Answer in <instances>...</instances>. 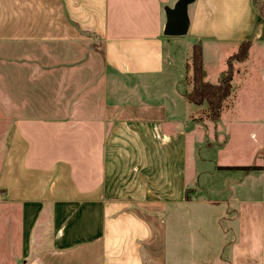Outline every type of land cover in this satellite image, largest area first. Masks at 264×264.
Listing matches in <instances>:
<instances>
[{"label": "crops", "instance_id": "obj_1", "mask_svg": "<svg viewBox=\"0 0 264 264\" xmlns=\"http://www.w3.org/2000/svg\"><path fill=\"white\" fill-rule=\"evenodd\" d=\"M176 1L0 0V204L9 227L20 211L22 264H176L160 216L187 199L186 133L171 94L142 82L173 63L164 7ZM227 14L245 30L233 43L264 48L255 0H195L187 34L215 39ZM262 158L252 170L215 167L243 171L227 264H264Z\"/></svg>", "mask_w": 264, "mask_h": 264}, {"label": "rangeland", "instance_id": "obj_2", "mask_svg": "<svg viewBox=\"0 0 264 264\" xmlns=\"http://www.w3.org/2000/svg\"><path fill=\"white\" fill-rule=\"evenodd\" d=\"M255 6L263 17L264 0H255ZM234 22V16H223L220 25L212 28L213 36H216L212 40L191 34L169 37L173 63L164 66L163 72L154 78H142L143 83L146 81L151 84L148 88L150 92L152 90L157 94L162 89L171 94L164 100L170 103L174 114L182 118L177 121V125L186 133V150L183 152L190 181L187 199L183 204L173 205L166 215L162 213L160 216L166 217L169 227H172V240H178L176 264H227L229 245L236 236L237 198L244 196L242 193L239 195L243 171L216 172L215 167L218 169V163L260 164L264 155V146L258 147V140H262L264 135V48L260 47V39L254 45L251 39L233 43L234 38L245 32L243 28L235 27ZM258 37L261 38L260 35ZM242 41L251 44L246 59L233 60V95L225 101L226 110L221 118L211 121L207 117L206 103L197 105L181 95L193 85V46L196 43L202 45L206 79L217 82L228 67L229 57L238 51ZM17 66L23 67L22 64ZM23 100L28 101V98ZM29 100L31 102V98ZM2 117L0 114V120ZM194 125L200 128L188 133ZM0 126L3 124L0 123ZM3 134L4 129L0 128V152ZM251 177L257 187L260 178L256 173H252ZM253 190L255 195L258 188ZM10 211V208L0 204V264H22L28 258L22 259L18 253L24 244L20 211L13 209V227H9L6 216H10V213H6ZM35 240L31 242L32 252L46 243L41 237L40 243ZM221 252L224 257L219 260L217 256Z\"/></svg>", "mask_w": 264, "mask_h": 264}, {"label": "trees", "instance_id": "obj_3", "mask_svg": "<svg viewBox=\"0 0 264 264\" xmlns=\"http://www.w3.org/2000/svg\"><path fill=\"white\" fill-rule=\"evenodd\" d=\"M263 13V12H262ZM90 33V32H88ZM249 41H242L238 51L228 59V67L225 69L217 82H211L206 79V71L203 64L202 45L196 43L193 46L191 67L193 71L192 88L187 92V99L197 105L204 103L208 106L207 117L211 121H217L221 118L225 108V101L229 99L232 92V80L234 69L233 60H244L248 56ZM224 169H244L252 170L260 168L258 165H225Z\"/></svg>", "mask_w": 264, "mask_h": 264}, {"label": "water", "instance_id": "obj_4", "mask_svg": "<svg viewBox=\"0 0 264 264\" xmlns=\"http://www.w3.org/2000/svg\"><path fill=\"white\" fill-rule=\"evenodd\" d=\"M195 0H177L173 6L164 7L166 21L163 34L167 37L186 35L190 27L189 5Z\"/></svg>", "mask_w": 264, "mask_h": 264}]
</instances>
